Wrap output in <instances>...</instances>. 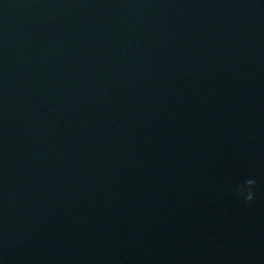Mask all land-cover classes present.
Instances as JSON below:
<instances>
[{
  "label": "water",
  "instance_id": "1",
  "mask_svg": "<svg viewBox=\"0 0 264 264\" xmlns=\"http://www.w3.org/2000/svg\"><path fill=\"white\" fill-rule=\"evenodd\" d=\"M0 264H264V0H0Z\"/></svg>",
  "mask_w": 264,
  "mask_h": 264
},
{
  "label": "clouds",
  "instance_id": "2",
  "mask_svg": "<svg viewBox=\"0 0 264 264\" xmlns=\"http://www.w3.org/2000/svg\"><path fill=\"white\" fill-rule=\"evenodd\" d=\"M255 185L254 179H247L242 184L236 186L237 195L241 196L245 201H251L253 199V186Z\"/></svg>",
  "mask_w": 264,
  "mask_h": 264
}]
</instances>
